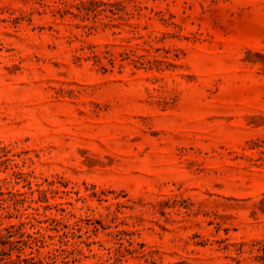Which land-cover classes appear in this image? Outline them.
Listing matches in <instances>:
<instances>
[{"label":"rangeland","instance_id":"1","mask_svg":"<svg viewBox=\"0 0 264 264\" xmlns=\"http://www.w3.org/2000/svg\"><path fill=\"white\" fill-rule=\"evenodd\" d=\"M0 264H264V0H0Z\"/></svg>","mask_w":264,"mask_h":264}]
</instances>
